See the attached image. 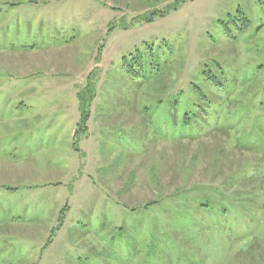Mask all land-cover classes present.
Wrapping results in <instances>:
<instances>
[{
	"label": "rangeland",
	"instance_id": "obj_1",
	"mask_svg": "<svg viewBox=\"0 0 264 264\" xmlns=\"http://www.w3.org/2000/svg\"><path fill=\"white\" fill-rule=\"evenodd\" d=\"M0 264H264V0H0Z\"/></svg>",
	"mask_w": 264,
	"mask_h": 264
},
{
	"label": "trees",
	"instance_id": "obj_2",
	"mask_svg": "<svg viewBox=\"0 0 264 264\" xmlns=\"http://www.w3.org/2000/svg\"><path fill=\"white\" fill-rule=\"evenodd\" d=\"M248 27H249V22L245 21V24L240 29V31H244ZM125 68L129 74L134 76L135 79L137 78L138 80H140V78H143L144 80H147V78L149 79L150 77H152V75L155 72H158L157 69L160 68V66H159V62L157 61L156 54L154 53L152 49H150V52H147L146 55L145 54L143 55L140 51H138L136 53V56L131 61H128L127 59H125ZM202 76L208 83H210L214 87L222 86L218 76L214 72L212 71L207 72V73L204 72ZM191 85L193 86V91L196 95V100L190 101L191 104L188 105L190 107L185 108V110H183L182 126H183V129H188V130H191V132L193 131L195 132L196 131L195 126L200 122L201 116L207 112L209 108V102L211 100L200 87H198L195 84L194 85L191 84ZM80 102H81V105H80L81 120L79 123V126H80L79 130L84 132V130H86V123L88 121V115H89L88 111H89V107L91 104L90 95L88 97L87 92L82 93L80 96ZM178 106H179V102H174L172 107L177 108ZM167 122L170 124L169 121ZM167 122L166 124H168ZM173 122L175 123V119ZM219 131L221 130H216L214 132L212 131L209 133L206 132L207 136L204 139L215 137V135L219 133ZM204 134L205 133H202L201 135H204ZM198 142L199 144H201L203 143V140L192 139L189 143L197 144ZM179 145L180 144L175 145L176 148L179 147ZM203 148H205V146ZM261 155L263 157V154ZM226 159L227 158H224V160ZM214 185L215 184L195 186L193 188L194 190L192 191V193H197L198 197H200L199 199L200 209L204 211H209V212L217 209L226 216L229 213L230 208L234 206L233 203L237 201L236 200L237 198H235L236 197L235 195H231L229 197L224 193V191L227 190V188L225 187V184H221V185L217 184V186H214ZM171 196L173 195H169L168 197H171Z\"/></svg>",
	"mask_w": 264,
	"mask_h": 264
}]
</instances>
